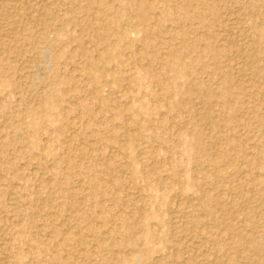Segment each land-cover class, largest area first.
Returning a JSON list of instances; mask_svg holds the SVG:
<instances>
[{"label": "rangeland", "instance_id": "374dc122", "mask_svg": "<svg viewBox=\"0 0 264 264\" xmlns=\"http://www.w3.org/2000/svg\"><path fill=\"white\" fill-rule=\"evenodd\" d=\"M25 1L0 0V24L3 26H1L0 32H4L6 27L5 19L20 17L21 20L23 18L22 21L26 22L29 36L34 35V37L31 36L32 38L27 36V42L19 43L13 42L6 36L0 37L2 72L11 74L10 76L18 82L16 87H10L2 82L4 75H0V103L7 106L5 112L0 113V255L2 253L1 258L3 257V259L0 258V264L5 262L7 264H123L121 262L124 264H264V203H262L264 197L257 193L259 188H264V184L262 183V186L259 181L264 177V170L258 168L259 153H264L262 152L264 151V140L260 139L259 142V138H264L261 136L262 130L264 131V127L262 128L264 115L259 114L262 111L264 114V109L262 110L264 103L255 102L256 98H251L254 95L259 97L258 95L262 91L264 93V85L260 87L257 78L245 74L243 71L244 54H242L247 52L252 44L251 34L253 35V33L250 30L252 23L247 20L250 13L258 15L261 13L258 22L264 21L262 0L255 4L246 0L245 2L237 0L238 3L235 0L237 4L234 0L232 2L219 0L220 6H217L215 14H219L220 18L213 14L214 12H210V8L206 10L207 8L204 6L202 11L205 12H202V17L194 15L192 16L194 18L190 17L189 22L186 21L187 23L180 16L185 18L191 16L187 11H196L195 6L184 8L183 12L178 8V3L172 4V6L159 3L157 6L160 7L159 9L174 6L173 9L170 8L171 13L174 12L172 16L175 15L174 19L181 22L180 28L185 30L188 40L196 39L195 41L200 43L195 51L193 49L191 54L188 53L187 57L185 53H177L169 71L165 68L161 58H169L173 54L169 47L170 36L180 29L178 24L163 21L162 24L166 25H162L161 28L166 29V32L153 34L155 31H150L149 28L157 16L155 13L151 14L144 23L139 21V24L138 20H135L133 26H127L126 21L116 20L111 26L113 30L110 29L100 35L101 32L97 31L100 26L107 24L106 13L100 12L103 10L102 5L105 4L108 7L113 4L119 9L123 6V9L128 11L129 7L133 11H140L138 9L141 5L138 4L140 3L138 0H132L126 4L125 2L117 3L116 0H95V7L90 10L91 17L76 12V8L82 5L79 0H54L55 4L51 3L53 0H27L26 3ZM147 1L155 0H146L145 2ZM212 1H207V5ZM240 3H243L242 6ZM41 5L43 6L41 7ZM250 5H254V8ZM10 6L12 7L10 8ZM46 6L48 7L45 8ZM246 6L252 10L247 8L248 11H245ZM14 7L17 9L15 10ZM238 8H242L240 9L242 12ZM25 10L27 11L25 12ZM35 12L36 14L39 12L40 15L44 14L42 15L44 18H42L43 25L35 26L34 29L31 22L32 14ZM206 12L208 13L206 14ZM246 12L249 15L245 14ZM185 13L186 15H184ZM241 13L244 14L243 18L245 17V19L241 17ZM28 14L31 16L29 17ZM238 14L240 18H238ZM204 17H207L208 21ZM28 18L30 19L28 20ZM70 18L72 19L70 20ZM96 19L98 21H95ZM216 20L218 21L216 22ZM202 22L205 25L207 23L211 25L210 32L205 29ZM225 22L226 29L223 26ZM241 25L244 26V29ZM126 27L129 30L127 38L123 41H115V44L112 45L113 33L126 30ZM193 29L201 30L199 31L201 33H197ZM241 30L243 34L240 32ZM245 30L247 31L245 33L249 35L244 34ZM213 31L216 33L214 34ZM222 35L225 37L218 39L217 42V37L220 38ZM210 38L211 40H209ZM37 39L38 42L35 41ZM45 39L52 46V50L48 53L43 51ZM244 40L245 43H242ZM245 44L246 46H244ZM262 44H264V40L261 45L253 43L255 47L260 45L259 48L263 49L264 45ZM200 46L201 48H199ZM207 46L209 48L204 50ZM22 52L23 54H21ZM217 54L218 57L215 56ZM42 56L43 58H41ZM262 56L264 58V54ZM30 57L38 65H41L40 71L34 72L32 69L30 74L34 73L40 77L47 76V78L44 81L39 80L32 87L34 89L27 93L26 86L24 87L19 81L24 78L26 73V63L24 62ZM190 61L191 64L187 66L186 62L190 63ZM263 62L264 59L259 63L262 67H264ZM194 63H197L195 68ZM89 64L93 65L92 68L89 67L91 66ZM147 69L154 70V76L146 77L144 70ZM217 72L218 74H216ZM177 75H181V79L176 80L172 87L164 88L168 80L171 77L176 78ZM230 75L231 77H229ZM62 78L68 79V82L60 84L59 81ZM252 79H254L253 82ZM254 82L259 84L257 83L256 86ZM228 86H230L229 89ZM261 88L263 89L260 91ZM211 90L215 91L214 94ZM193 91H204L213 95L207 97L212 104L209 102L208 107L204 106L200 101L198 102L195 96L188 95L187 92L194 93ZM42 98L48 99L46 103L49 108L44 106L50 110L49 115L39 118L38 121H33L31 117H26L23 121L13 117L14 112H24L28 106L42 108L43 105L40 103ZM259 103L263 104L262 108L259 107L260 105L258 106ZM125 104L130 106V110L122 114L119 113L117 111L119 105ZM227 106L231 107L228 109L230 112L233 111V114L226 110ZM224 107H226L225 111ZM244 108H247L248 111ZM251 109L256 110V113L250 111ZM258 109L261 111L259 112ZM254 113L257 114V117ZM259 115L263 119H259ZM205 116H217L218 126L224 129L221 130L218 127L211 130L213 133L209 132L208 128L204 127ZM165 118L168 120L169 127L166 130H155L156 127H159L158 124L161 120ZM246 122L249 123L251 129L245 128ZM239 123H242V126ZM251 124L255 125L251 126ZM19 128H22L27 136L26 140L21 138ZM211 135H215L218 144L211 143ZM251 135H253L252 138ZM257 140L259 144L262 141L263 145L254 144ZM235 141L238 143L235 144ZM249 141L251 142L249 143ZM229 142L233 144H229ZM31 145L34 146V149H30ZM254 145L263 149H258ZM224 148H228L227 151L231 150V152L229 151L231 154L228 153V160L216 162L215 158L217 159L218 154ZM243 156H248L247 161H251H245L246 158L244 159ZM210 157L217 164L209 165L212 161H210ZM239 157L243 158L245 163ZM236 158L241 162V166ZM228 161L233 162V165L236 164L237 169L234 168L235 166L227 168ZM253 161L255 162L253 163ZM222 162H225L224 166ZM218 163L220 164L218 165ZM251 166L258 169V172ZM225 171L229 174L224 173ZM255 173H258L257 177ZM226 174L228 175L226 176ZM241 178L244 180L242 181ZM200 180L205 184H202ZM243 184L246 187L242 186ZM92 186L96 189V194L93 195L91 193ZM230 186H233L232 190ZM241 186L244 188L242 189ZM248 193L250 196L248 197H252L251 199L254 200L253 203L249 201L251 199L247 198ZM220 199H223V202ZM205 201L212 203L209 204L213 205V209L215 207L214 215L216 216L211 215L209 209L201 206ZM255 206L258 208L255 209ZM243 207L247 209L246 212ZM259 207L262 208L261 211ZM222 212H226V214ZM233 218L237 223L232 221ZM210 220L213 222L212 224ZM216 220L227 223L231 220L233 229H236L234 231L231 230L232 228L227 229L226 222L216 226ZM247 220L252 221L251 225L246 223ZM59 229L67 231L60 233ZM204 231H207L209 235ZM220 235L225 241L220 238ZM210 237L211 239H209ZM245 241L246 244L243 243ZM233 244L236 245L233 246ZM222 245L223 248H221Z\"/></svg>", "mask_w": 264, "mask_h": 264}, {"label": "bare ground", "instance_id": "6f19581e", "mask_svg": "<svg viewBox=\"0 0 264 264\" xmlns=\"http://www.w3.org/2000/svg\"><path fill=\"white\" fill-rule=\"evenodd\" d=\"M4 1V0H3ZM17 1H19V0H17ZM27 1V0H26ZM26 1H25V3H26ZM50 1H52V0H50ZM64 1V0H63ZM140 3H138V4H140L141 6L139 7V9L138 10H140V11H133V10H131L132 8H130L129 7V11L128 10H126V9H123V6H122V8L121 9H119V7H116V6H114L113 4V6L112 5H110V6H108L107 7V5H102V9L103 10H101L100 12H102V13H104L105 15H106V17H107V24L106 25H102V26H100V28L97 30V31H99V32H101V33H99V35L100 34H102V33H104V32H106V31H108V30H113V28H111V26L114 24V22L116 21V20H122V22H123V20L124 21H126V25L127 26H129V25H131V26H133L132 24H135V20H138V23H139V21L140 22H142V23H144L145 21H147V19L150 17V15L151 14H155L156 13V17H155V19H154V23L153 22H150V23H153V25L152 26H150V28L149 29H151L150 31H155V32H153V34H155V33H165L166 32V29H162L161 27H162V25L164 26V25H166V24H162V22L163 21H170L171 23H173V24H181V22H179L177 19H174V17H175V15H174V17L172 16V14L174 13H171V10H170V8H174V6L173 7H170V6H167V7H165V8H162V9H159L160 7H157L158 6V4L160 3V4H164V5H170L171 4V6H172V4H177L178 3V5H179V9H184V8H193L194 6H195V10L196 11H194V12H190L189 10L187 11V13L188 14H190L191 16H189V17H182V16H180L181 17V19H183V21L184 22H186V21H188L189 19H190V17H192V16H194V15H197L198 17L200 16V17H202L201 15H203L202 14V8L204 7V6H206V10H209V8L211 9L210 10V12H214L213 14H215L216 13V8H217V6H220V1L219 0H213L210 4L208 3V5H207V1L209 2L210 0H155V1H152V2H150V1H147V2H145L146 0H138ZM224 1V0H223ZM228 2H232V0H227ZM237 1V0H236ZM236 1L234 0V2L236 3ZM240 1H242V0H240ZM246 1H248V2H250V3H257V2H260L261 0H246ZM31 2V1H30ZM33 2H35V1H33ZM41 2V1H40ZM39 2V3H40ZM46 2V1H45ZM55 1L53 0L51 3H54ZM79 2L82 4V5H80L78 8H76V12L77 13H83V15H88L89 17H91L92 15H91V12H90V10L92 9V8H94L95 7V0H79ZM115 2H117V3H119V2H125V4H126V2H132V0H116ZM226 2V1H225ZM233 2V3H234ZM244 2H245V0H244ZM262 2H263V4H264V0H262ZM1 3V2H0ZM28 3V2H27ZM44 3V2H43ZM218 3H219V5H218ZM237 3H238V1H237ZM236 3V4H237ZM9 4V3H8ZM12 4H14V3H12ZM18 4V3H17ZM29 4V3H28ZM33 4V3H32ZM32 4H31V6H32ZM35 4V3H34ZM55 4V3H54ZM212 4V5H211ZM222 4H223V2H222ZM241 4V6H242V4L243 3H240ZM246 4V3H245ZM3 5V4H2ZM7 5V4H6ZM10 5V4H9ZM18 5H20V4H18ZM26 5V4H25ZM30 5V4H29ZM46 5H48V4H46ZM129 5V4H128ZM127 5V6H128ZM136 5V4H135ZM134 5V6H135ZM224 5V4H223ZM231 5V4H230ZM233 5V4H232ZM247 5H249V4H247ZM14 6V5H13ZM23 6V5H22ZM38 6H40V5H38ZM43 5H41V7H42ZM52 6V5H51ZM59 6H60V4H59ZM66 6V5H65ZM78 6V5H77ZM133 6V5H132ZM131 6V7H132ZM228 6V5H227ZM234 6V5H233ZM252 5H250V7H251ZM254 6V5H253ZM252 6V8H254ZM256 6V5H255ZM12 6H10V8H11ZM15 7H16V5H15ZM15 7H14V9H15ZM48 6H46L45 8H47ZM50 7V6H49ZM76 7V6H75ZM137 7V6H136ZM225 7V6H224ZM237 7V6H236ZM244 8H245V6H243ZM242 7V8H243ZM9 8V7H8ZM30 8V7H29ZM28 8V9H29ZM221 8V7H220ZM227 8H230V7H227ZM226 8V9H227ZM242 8H240V9H242ZM247 8H249V7H247L246 6V9H245V11H248L247 10ZM17 9V8H16ZM15 9V10H16ZM27 9V8H26ZM32 9V8H31ZM39 9H41V8H39ZM96 9V8H95ZM134 9H136V8H134ZM178 9V10H179ZM225 9V11L227 12V10ZM232 9V8H231ZM239 9V8H238ZM238 9H236V10H238ZM239 9V11H241L242 12V10H240ZM250 9V8H249ZM259 9H261V8H259ZM14 10V11H15ZM51 10V9H50ZM58 10H59V8H58ZM61 10V9H60ZM131 10V11H130ZM177 10V11H178ZM218 10H219V8H218ZM230 10V9H229ZM228 10V11H229ZM233 11H234V9H232ZM252 9H250V11H251ZM254 10V9H253ZM255 10H256V12H257V9L255 8ZM262 10V9H261ZM1 11H3V10H1ZM20 11H24V10H20ZM27 10H25V12H26ZM35 11V10H34ZM69 11H70V9H69ZM93 11V10H92ZM128 11V12H127ZM132 11H133V13H132ZM173 11V10H172ZM183 12H184V10H182ZM220 11H221V9H220ZM231 11V10H230ZM238 11V12H239ZM244 11V10H243ZM259 11V10H258ZM4 12V11H3ZM2 12V13H3ZM28 12H30V10H28ZM158 12V13H157ZM205 12V11H204ZM203 12V13H204ZM232 12V11H231ZM238 12H236V13H238ZM22 13H24V12H22ZM22 13H20V15H22ZM33 13V12H32ZM39 13V12H38ZM36 14V12H35V14H32V22L31 23H33L32 24V27L34 28L35 26H41V25H43V23H42V18H44V16H42V15H44V14H42V15H40V14ZM44 13H45V11H44ZM51 13H52V10H51ZM208 12H206V14H207ZM211 13V14H212ZM220 13V12H219ZM225 13V12H224ZM240 13V12H239ZM250 13V12H249ZM263 13H264V10H263ZM4 14V13H3ZM12 14H14V13H12ZM16 14H18V13H16ZM30 14V13H29ZM28 14V15H29ZM205 14V15H206ZM228 14V13H227ZM231 14V13H230ZM242 14V18H243V13H241ZM245 14H248L247 12L245 13ZM251 15H250V17H248L249 19H247V20H250L251 22L250 23H252L251 24V29L250 30H252V33H253V35L251 34V36H252V44L250 45V49L247 51V52H243L242 54H244V56H243V58H244V61H243V63H245V64H243L244 65V69H243V71L245 72V74H247V75H249V76H251V77H253V78H257V81L258 82H260V84H259V86L260 87H263L262 85H264V67H262L261 65H259V63L260 62H262L263 61V59L264 58H262L263 56H262V54H264V48L263 49H261V47L259 48V46L261 45V43L263 42V40H264V24H262L264 21L262 20V23H259L258 21L260 20V18L258 19V17H260V15H261V13H260V15H258V14H256V13H253V12H251L250 13ZM8 15V14H7ZM11 15V14H10ZM28 15H25V16H27L28 17ZM184 15H186V13L184 14ZM210 15V14H209ZM215 15H217V14H215ZM223 16H224V14H222ZM229 15V14H228ZM232 15V14H231ZM234 15V14H233ZM249 15V14H248ZM1 16V15H0ZM31 15H29V17H30ZM74 16V15H73ZM155 16V15H154ZM212 17H213V15H211ZM219 16V14L217 15V17ZM23 17V16H22ZM51 17V16H50ZM49 17V18H50ZM54 17V16H53ZM199 17V18H200ZM246 17V18H247ZM2 18V17H1ZM4 18V17H3ZM2 18V19H3ZM78 18V17H77ZM86 18H88V17H86ZM192 18H194V17H192ZM191 18V19H192ZM207 18V17H206ZM205 17H204V19L205 20H207ZM218 18H220V17H218ZM228 18V17H227ZM238 18H240L239 17V14H238ZM261 18H263V17H261ZM30 18H28V20H29ZM72 18H70V20H71ZM185 19V20H184ZM198 19V18H197ZM234 19V18H233ZM243 19H245V17L243 18ZM6 20V27H5V29H4V32L2 31V32H0V37L1 38H3V37H9V38H11V40L13 41V42H16V43H19V42H23V41H25V42H27L28 41V37L30 38L31 36L32 37H34V35H30L29 36V34L27 33L28 32V28L26 27V25H25V23L26 22H24V21H22L23 20V18H22V20L20 19V17L18 18H9V19H5ZM24 20H26V19H24ZM52 20V19H51ZM69 20V19H68ZM214 20H215V18H214ZM219 20V19H218ZM218 20H216V22L218 21ZM221 20V19H220ZM228 20V19H227ZM235 20H237V19H235ZM242 20V19H241ZM1 21V20H0ZM47 21V20H46ZM53 21V20H52ZM64 21H66L65 19H64ZM95 21H98V19H96ZM151 21V20H150ZM190 21V20H189ZM188 21V22H189ZM192 21V20H191ZM196 21H199V20H196ZM204 21V20H203ZM208 21V20H207ZM222 21V20H221ZM226 21V20H225ZM233 21V20H232ZM240 21V20H239ZM238 21V22H239ZM58 22V21H57ZM93 22V21H92ZM121 22V23H122ZM149 22V21H148ZM223 22H224V20H223ZM222 22V23H223ZM229 22V21H228ZM231 22V21H230ZM234 22V21H233ZM237 22V23H238ZM245 22V21H244ZM243 22V23H244ZM2 23V22H1ZM66 23H67V21H66ZM187 23V22H186ZM192 23V22H191ZM200 23V22H199ZM203 23V22H202ZM240 23V22H239ZM238 23V24H239ZM56 24V23H55ZM63 24V23H62ZM140 24V23H139ZM168 24H169V22H168ZM194 24V23H193ZM197 24V23H196ZM195 24V25H196ZM201 24V23H200ZM204 24V23H203ZM225 24V25H224ZM223 24V26L225 27V29L227 28L226 27V22ZM229 24H231V23H229ZM242 24V23H241ZM247 24V23H246ZM54 25V24H53ZM56 25H58V26H60L59 24H56ZM56 25H54V26H56ZM150 25V24H149ZM185 25V24H184ZM188 25V24H187ZM199 25V24H198ZM197 25V26H198ZM205 25V24H204ZM222 25V24H221ZM1 24H0V28H1ZM85 26V25H84ZM136 26H138V25H136ZM177 26V25H176ZM183 26V25H182ZM213 26H214V24H213ZM227 26H229V25H227ZM237 26V25H236ZM242 26V25H241ZM247 26V25H246ZM3 27V26H2ZM57 27V26H56ZM62 27V26H61ZM115 27V26H114ZM145 27V26H144ZM168 27V26H167ZM175 27V26H174ZM196 27V26H195ZM194 27V28H195ZM205 29L206 30H208L209 32H210V29L212 28L211 27V25L210 24H206L205 25ZM219 27V26H218ZM222 27V26H221ZM232 27V26H231ZM235 27V26H234ZM237 27H239V26H237ZM243 27V29H244V26H242ZM128 27H126V30H123V31H117L115 34L113 33V41L111 42V44L112 45H114L115 44V41H123V40H125L126 38H127V35H128V33H129V30L127 29ZM166 28V27H165ZM169 28V27H168ZM179 28H180V25H179ZM199 28V27H198ZM202 28H203V26H202ZM229 28V27H228ZM246 28V27H245ZM35 29V28H34ZM42 29V28H41ZM40 29V30H41ZM54 29V28H53ZM52 29V30H53ZM58 29V28H57ZM173 29V28H172ZM178 29V28H177ZM176 29V30H177ZM199 29H201V28H199ZM215 29H216V27H215ZM219 29V28H218ZM238 30L237 31H239V28H237ZM242 29V30H243ZM247 30V31H250V30ZM2 30H3V28H2ZM65 30V29H64ZM194 30V29H193ZM198 30V29H197ZM203 30V29H202ZM205 30V31H206ZM228 30V29H227ZM231 30V29H230ZM242 30L240 31V32H242ZM244 31V34H246L245 32H247V31ZM54 31V30H53ZM59 31V30H58ZM103 31V32H102ZM136 31V30H135ZM168 31V30H167ZM172 31V30H171ZM174 31H175V29H174ZM194 31H196V30H194ZM199 31H201V30H198V31H196L197 33L199 32ZM216 31V30H215ZM221 31V30H220ZM222 31H224L223 30V28H222ZM233 31H234V29H233ZM31 32V31H30ZM29 32V33H30ZM51 32V31H50ZM214 32V31H213ZM27 33V35H25ZM36 33V32H35ZM34 33V34H35ZM40 33H42V31H40ZM175 33V32H174ZM199 33H201V32H199ZM203 33V32H202ZM205 33V32H204ZM203 33V34H204ZM216 32H214V34H215ZM235 33V32H234ZM237 33H239V32H237ZM251 33V32H250ZM31 34V33H30ZM37 34H39V33H37ZM110 34V33H109ZM222 34H223V32H222ZM225 34V33H224ZM227 34V33H226ZM225 34V35H226ZM236 34V33H235ZM242 34H243V32H242ZM192 35V34H191ZM211 35V34H210ZM231 35V34H230ZM246 35H249V34H246ZM28 36V37H27ZM39 36V35H38ZM56 36V35H55ZM104 36V35H103ZM206 36V35H205ZM224 35H222V36H220V38H218L217 37V42H218V39H221L222 37H223ZM232 36V35H231ZM230 36V37H231ZM233 36H235L234 34H233ZM243 36V35H242ZM241 36V37H242ZM31 37V38H32ZM73 37H75V36H73ZM73 37H70L71 39L73 38ZM109 37V36H108ZM159 37V36H158ZM164 37V36H163ZM166 37V36H165ZM208 37V36H207ZM216 37V36H215ZM225 37V36H224ZM229 37V39L230 40H232L231 38ZM240 37V38H241ZM246 37V36H245ZM8 38V39H9ZM57 38V37H56ZM209 38V37H208ZM226 38H228V37H226ZM225 38V39H226ZM239 38V39H240ZM248 38V37H247ZM47 39V38H46ZM45 39V46L43 47L44 49H43V51H44V53H48V52H50L51 50H52V46H50L48 43H47V40ZM54 39V38H53ZM62 39V38H61ZM95 39V38H94ZM158 39V38H157ZM160 39H162V38H160ZM166 40H167V38H165ZM243 39V38H242ZM34 40V39H33ZM56 40V39H55ZM170 40H171V44H170V49H171V51H173V54H171V52H170V57L169 58H167V57H163V58H161L163 61H164V66H165V68L169 71V68H170V66H171V64L173 63V61H174V58H175V56L177 55V53H185V56L187 57L189 54H191V51H193V49H194V51L196 50V48H198V45L200 44V43H197L194 39V41H189L188 40V38H187V34H186V32H185V30L183 29V28H180V29H178V31L175 33V34H173V35H171L170 36ZM177 40H179V43H177ZM201 40H202V38H201ZM209 40H211V38L209 39ZM223 40V39H222ZM30 41V40H29ZM35 41H37L38 42V39L37 40H35ZM58 41H60V40H58ZM154 41V40H153ZM197 41H199V39L197 38ZM205 41H207V40H205ZM24 42V43H25ZM33 42V41H32ZM147 42V41H146ZM155 42V41H154ZM158 42V41H157ZM166 42V41H165ZM203 42V41H202ZM216 42V41H215ZM221 42V41H220ZM219 42V43H220ZM261 42V43H260ZM28 43H30V42H28ZM58 43V42H57ZM119 43V42H118ZM207 43V42H206ZM238 43V42H237ZM242 43H245V40H244V42H242ZM251 43V42H250ZM253 43L255 44V45H257V44H260L259 46H254L253 45ZM23 44V43H22ZM33 44V43H32ZM42 44H43V42H42ZM204 44V43H203ZM208 44H210V43H208ZM218 44V43H217ZM239 44V43H238ZM248 44H249V42H248ZM9 45V44H8ZM26 45V44H25ZM29 45V44H28ZM31 45V44H30ZM33 45H36V44H33ZM33 45H31V46H33ZM54 45V44H53ZM58 45H60V44H58ZM220 45H222V44H220ZM262 45H264V44H262ZM23 46V45H22ZM206 46V45H205ZM211 46V45H210ZM218 46V45H217ZM244 46H246V44L244 45ZM249 46V45H248ZM1 47V46H0ZM38 47H40L41 48V46H38ZM159 47V46H158ZM221 47H223V45L221 46ZM241 47V46H240ZM13 48V47H12ZM30 48V47H29ZM37 48V47H36ZM54 48H58V47H54ZM102 48H104V47H102ZM101 48V49H102ZM110 48V47H109ZM199 48H201V46L199 47ZM209 47L207 46L206 48H204V50H207ZM211 48V47H210ZM214 48H215V46H214ZM4 49V48H3ZM33 49H34V47H33ZM59 49H60V46H59ZM76 49H77V47H76ZM24 50V49H23ZM58 50V49H57ZM110 50H111V48H110ZM199 50V49H198ZM213 50V49H212ZM223 50V49H222ZM226 50V49H225ZM239 50H241L240 48H239ZM0 51H1V49H0ZM42 51V50H41ZM40 51V52H41ZM90 51V50H89ZM138 51V50H137ZM237 51V50H236ZM4 52V51H3ZM7 52V51H6ZM5 52V53H6ZM27 52V51H26ZM227 52V51H226ZM242 52V51H241ZM35 53H37V52H35ZM43 53V54H44ZM53 53V52H52ZM146 53V52H145ZM150 53V52H149ZM168 53V52H167ZM189 53V54H188ZM204 53V52H203ZM210 52H209V50H208V54H209ZM212 53V52H211ZM216 53V52H215ZM217 53H219V52H217ZM3 54V53H2ZM21 54H23V52L21 53ZM20 54V55H21ZM28 54H30L29 53V51H28ZM27 54V55H28ZM74 54V53H73ZM206 54V53H205ZM235 54V53H234ZM241 54V55H242ZM6 55V54H5ZM18 55V54H17ZM127 55V54H126ZM146 55H147V53H146ZM154 55V54H153ZM166 55V54H165ZM183 55V54H182ZM212 55V54H211ZM220 55V54H219ZM236 55V54H235ZM238 55H240V54H238ZM32 56V55H31ZM38 56V55H37ZM43 56H45V55H43ZM43 56L41 57V58H43ZM112 56V55H111ZM215 56H217L218 57V54L217 55H215ZM11 57H12V55H11ZM39 57V56H38ZM58 57H60V56H58ZM143 57V56H142ZM146 57V56H145ZM186 57H185V59H186ZM204 57V56H203ZM202 57V58H203ZM237 57V56H236ZM1 58V57H0ZM40 58V59H41ZM46 58V57H45ZM51 58V57H50ZM151 58V57H150ZM240 58V57H239ZM26 59V58H25ZM39 59V58H38ZM47 59V58H46ZM54 59V58H53ZM104 59V58H103ZM142 59H144V58H142ZM192 59V58H191ZM190 59V60H191ZM215 59V58H214ZM218 59V58H217ZM220 59V58H219ZM5 60V59H4ZM16 60V59H15ZM94 60H95V58H94ZM182 60V59H181ZM187 60V59H186ZM212 60H213V58H212ZM222 60V59H221ZM9 61H12L11 59H9ZM57 61V60H56ZM96 61V60H95ZM144 61V60H143ZM149 61V60H148ZM183 61V60H182ZM198 61V60H197ZM14 62V61H13ZM147 62V61H146ZM201 62V61H200ZM218 62V61H217ZM2 63V62H1ZM0 63V75H4L3 76V83H6L8 86H10V87H16L17 85H18V82L12 77V76H10L11 74H8V73H6V72H2V64ZM23 63V62H22ZM21 63V64H22ZM24 63H26L25 64V68H26V73H25V75H24V78H22V80H20L19 82H21V84L25 87L26 86V89H27V93H30L31 92V90L32 89H34V88H32L33 86H35L36 85V83L39 81V80H45L46 78H47V76H44V77H40V76H38L37 74H34V73H31L30 74V72L31 71H33L32 69H34V72L36 71V70H38V71H40V67H41V65H38L37 64V62H35L33 59H31V57H30V59L29 60H26V62H24ZM23 63V64H24ZM59 63V62H58ZM57 63V64H58ZM138 63V62H137ZM148 63V62H147ZM153 64H154V62H152ZM207 63V62H206ZM214 63H216V62H214ZM219 63V62H218ZM264 63V62H263ZM14 64V63H13ZM54 64H56V63H54ZM149 64V63H148ZM186 64H187V66H189L190 64H191V61H190V63H187L186 62ZM195 64V63H194ZM197 64V63H196ZM196 64L194 65V68H195V66H196ZM220 64H221V62H220ZM238 64H239V62H238ZM237 64V65H238ZM240 64H241V62H240ZM45 65V64H44ZM89 65H91V66H89L90 68H92V64H89ZM173 65V64H172ZM213 65V64H212ZM237 65H234V66H237ZM198 66V65H197ZM204 66H205V64H204ZM233 66V67H234ZM182 67V66H181ZM239 67H242V66H239ZM15 68V67H14ZM104 68V67H103ZM110 68V67H109ZM221 68V67H220ZM227 68V67H226ZM45 69V68H44ZM47 69V68H46ZM45 69V70H46ZM107 69V68H106ZM193 69V68H192ZM205 69V68H204ZM211 69V68H210ZM219 69V68H218ZM227 69H229V68H227ZM235 69H237V68H235ZM71 70V69H70ZM74 70V69H73ZM189 70V69H188ZM207 70V69H206ZM212 70V69H211ZM217 70V69H216ZM232 70V69H231ZM241 70V69H240ZM239 70V71H240ZM15 71V70H14ZM153 71L154 70H150V69H147V70H144V73H145V76L146 77H148V76H154V74H153ZM164 71V70H163ZM171 71V70H170ZM184 71V70H183ZM208 71V70H207ZM222 72H223V70H221ZM228 71V70H227ZM226 71V72H227ZM230 71V70H229ZM233 71H234V69H233ZM238 71V72H239ZM8 72V71H7ZM16 72V71H15ZM24 72V71H23ZM171 72H173V71H171ZM236 72V71H235ZM71 73V72H70ZM167 73V72H166ZM191 73V72H190ZM229 73V72H228ZM228 73H227V76H228ZM243 73V72H242ZM160 74V73H159ZM164 74V73H163ZM185 74V73H184ZM186 74H188V73H186ZM216 74H218V72L216 73ZM226 74V73H225ZM240 74V73H239ZM167 75V74H166ZM171 76L173 75V74H170ZM213 75V74H212ZM232 75V74H231ZM231 75L229 76V77H231ZM246 75V76H247ZM156 76V75H155ZM165 76V75H164ZM233 76V75H232ZM242 76H243V74H242ZM245 76V75H244ZM94 77V76H93ZM131 77V76H130ZM130 77H128V78H130ZM158 77V76H157ZM181 77V75H177V77L175 78V77H171V79L170 80H168V83L164 86V88H166V87H172V85L173 84H175V82H176V80H178L179 78ZM225 77H226V75H225ZM229 77H228V79H229ZM223 78V77H222ZM76 79V78H75ZM93 79V78H92ZM115 79V78H114ZM157 79V78H156ZM159 79H161V78H159ZM158 79V80H159ZM181 79V78H180ZM227 79V78H226ZM249 79H251V78H249ZM97 80V79H96ZM225 80V79H224ZM227 81H229V80H227ZM238 81V80H237ZM254 81V79H252V82ZM60 84H62L63 82H65V83H67L68 82V79H66V78H62V79H60ZM249 82H251V81H249ZM252 82H251V84H252ZM263 82V83H262ZM1 83V82H0ZM160 83H161V81H160ZM224 83V82H223ZM230 83V82H229ZM235 83V82H234ZM241 83V82H240ZM254 83H256V82H254ZM256 83V86L258 85ZM96 84V83H95ZM197 84V83H196ZM200 84V83H199ZM235 84H237V83H235ZM234 84V86H236ZM64 85V84H63ZM225 85V84H224ZM232 85V84H231ZM239 85V84H238ZM135 86H136V84H135ZM226 86V85H225ZM54 87V86H53ZM227 87V86H226ZM225 87V88H226ZM229 87L230 86H228V89H229ZM238 87V86H237ZM12 88V89H13ZM207 88V87H206ZM206 88H205V90H206ZM232 88V87H231ZM264 88V87H263ZM263 88H261L260 89V91L263 89ZM11 89V90H12ZM227 89V90H228ZM10 90V91H11ZM99 90V89H98ZM227 90H225V92H227L228 93V91ZM56 91V90H55ZM201 91V90H200ZM212 91V90H211ZM230 91H232L231 89H230ZM13 92V91H12ZM11 92V93H12ZM19 92V91H18ZM180 92H181V90H180ZM186 92V91H185ZM194 92V91H193ZM213 92V91H212ZM215 92V91H214ZM214 92H213V94H214ZM224 92V93H225ZM188 93V95H193V96H195V98L196 99H198V102L200 101V103H202L204 106H207L208 107V105H209V102H210V100H208L209 98H207V97H209V96H213V95H211V94H209L208 92L207 93H205L204 91L203 92H194V93H192V92H187ZM163 94H165V93H163ZM231 94V93H230ZM256 94V93H255ZM260 95H258L259 97H257V95L255 96L254 95V97L252 96L251 97V95H250V97L251 98H256V100H254L255 102H260V103H264V93H263V91H262V93H259ZM240 95V94H239ZM28 96H30V95H28ZM215 96V95H214ZM47 98H49V97H47ZM27 99V98H26ZM109 99V98H108ZM129 99V98H128ZM248 100V99H247ZM29 101V100H28ZM46 101H48V99L46 100V99H44V98H42V102H40L41 103V105H43L42 106V108L40 107V108H32V107H27L26 108V110L24 111V112H14V115H13V117L14 118H16V119H18V120H20V121H23V119L24 118H26V117H31V119L33 120V121H38V119L39 118H42V117H45V116H47V115H49L50 114V110L48 109L49 107L47 106V103H46ZM94 101H97V100H94ZM106 101H108V100H106ZM212 101V100H211ZM6 102V101H5ZM115 102V101H114ZM119 102V101H118ZM247 102V101H246ZM248 102H249V100H248ZM253 102V101H252ZM30 103V102H29ZM199 103V104H200ZM211 103V102H210ZM238 103H239V101H238ZM258 104V106L259 107H261L262 108V106L261 105H263V104ZM96 104V103H95ZM115 104V103H114ZM196 104H197V102H196ZM212 104V103H211ZM242 104V103H241ZM254 104H257V103H254ZM253 104V105H254ZM38 105V104H37ZM44 105H46V106H44ZM202 106V105H201ZM203 106V107H204ZM221 106V105H220ZM226 106V105H225ZM255 106V105H254ZM180 107V106H179ZM228 107L229 106H227V109L226 110H228L229 111V109H228ZM257 107V106H256ZM6 108H7V106L5 105V104H3V105H1V103H0V113L2 114V113H4L5 112V110H6ZM157 108V107H156ZM167 108V107H166ZM225 108L226 107H224V111H225ZM230 109H231V107H229ZM232 108H234V107H232ZM258 108V107H257ZM256 108V109H257ZM205 109H207V108H205ZM244 109H246L247 111H248V109L247 108H244ZM250 109V108H249ZM264 109V106H263V108H262V110ZM127 110H130V106L128 105V104H125V105H119V108L117 109V111L119 112V113H124V112H126ZM179 110V109H178ZM241 111H242V108L240 109ZM259 110V109H258ZM8 111V110H7ZM158 111H159V109H158ZM176 111V110H175ZM209 111V110H208ZM207 111V112H208ZM223 111V112H224ZM250 111H253L252 109L250 110ZM256 110H254L253 112H255ZM261 111V109L259 110V112ZM115 112V111H114ZM157 112V111H156ZM207 112H205V113H207ZM227 112V111H226ZM230 112V111H229ZM232 112V114H233V111H231ZM230 112V113H231ZM258 111H257V113H259ZM263 112V111H262ZM262 112H260L259 114H261L262 116L264 115ZM234 113H235V111H234ZM248 113V112H247ZM246 113V114H247ZM249 113H251L252 114V112H249ZM256 113V112H255ZM254 113V114H255ZM131 114V113H130ZM219 114V113H218ZM217 114V115H218ZM53 115V114H52ZM214 115H216V114H214ZM227 115V114H226ZM228 115H231V114H228ZM257 114H255V116H256ZM161 116V115H160ZM52 117V116H51ZM61 117V116H60ZM206 117V119L203 121L204 122V127H207L208 129L207 130H209V132L211 131V130H215V128H220V126H218V117L217 116H205ZM257 117V116H256ZM259 117H260V115H259ZM13 118V119H14ZM163 118V117H162ZM220 118V117H219ZM254 118V117H253ZM262 117H260L259 119H261ZM264 118V117H263ZM262 118V119H263ZM72 119V118H71ZM133 119V118H132ZM167 118H165V119H163V120H161V122L158 124L159 125V127H156L155 128V130L156 129H161V130H166L167 129V127H169V124H168V120H166ZM255 120H257L256 118H254ZM258 119V120H259ZM203 120V119H202ZM223 120V119H222ZM221 120V121H222ZM251 120V119H250ZM41 121V120H40ZM245 121H247V120H245ZM245 121H244V123H245ZM136 122V121H135ZM220 122V121H219ZM237 122V121H236ZM248 122V121H247ZM246 122V123H247ZM257 122H259L260 123V121H257ZM264 122V121H263ZM138 123V122H137ZM227 123V122H226ZM224 124V123H223ZM240 124V123H239ZM242 124V123H241ZM240 124V125H241ZM249 123H247V124H245V128H250V125H248ZM76 125V124H75ZM150 125V124H149ZM202 125V124H201ZM221 125H222V123H221ZM252 125H255V124H251V126ZM257 125H260V124H257ZM261 125H262V123H261ZM16 126V125H15ZM226 126V125H225ZM242 126V125H241ZM203 127V128H204ZM228 127V126H227ZM239 127V126H238ZM254 127V126H253ZM258 127H261V126H258ZM264 126H262V128H263ZM24 128V127H23ZM236 128V127H235ZM106 129V128H105ZM221 129V128H220ZM224 128L222 127V129L221 130H223ZM232 129V128H231ZM251 129V128H250ZM253 129V128H252ZM206 130V129H205ZM228 130H229V128H228ZM19 131H20V133H21V138L23 139V140H26L27 139V136H25V134H24V132H23V130H22V128H19ZM109 131V130H108ZM168 131V130H167ZM217 131V130H216ZM215 131V134L218 132H216ZM261 131V130H260ZM141 132V131H140ZM208 132V131H207ZM212 133H213V131H211ZM246 132V131H245ZM262 132L264 133V131L262 130ZM118 133H120L119 131H118ZM184 133V132H183ZM221 133H222V131H221ZM263 133L261 134V132H260V134H261V136H264L263 135ZM18 135H19V133H17ZM194 134V133H193ZM253 134V133H252ZM259 134V135H260ZM220 135V134H219ZM218 135V136H219ZM235 135V134H234ZM246 135V134H245ZM250 135V134H249ZM112 136V135H111ZM116 136V135H115ZM217 136V135H216ZM233 136V135H232ZM125 137V136H124ZM196 137V136H195ZM243 137V136H242ZM246 137V136H245ZM253 137V135H251V138ZM255 137V136H254ZM258 137H260V136H258ZM180 138V137H179ZM237 138V137H236ZM244 138V137H243ZM249 138H250V136H249ZM173 139V138H172ZM210 139H211V143L213 144V145H216V143L218 142V140H217V138L215 137V135L213 136V135H211L210 136ZM221 139V138H220ZM232 139V138H231ZM233 139H235V138H233ZM241 139V138H240ZM245 139V138H244ZM260 139H263L264 140V138H259V142H260ZM179 140H181V139H179ZM237 140V139H236ZM243 140V139H242ZM241 140V141H242ZM252 140V139H251ZM255 140V139H254ZM169 141V140H168ZM239 141V140H238ZM238 141H235L236 143L235 144H237L238 143ZM194 142H196V141H194ZM220 142V141H219ZM234 142V141H233ZM245 142V141H244ZM251 141H249V143H250ZM254 142V141H253ZM252 142V143H253ZM259 142H258V140H257V142H255L254 144H259ZM35 143V142H34ZM241 143V142H240ZM246 143V142H245ZM263 142L261 141V144H262ZM93 144V143H92ZM201 144V143H200ZM218 144V143H217ZM229 144H233L232 142L230 143L229 142ZM234 144V145H235ZM261 144H259V145H261ZM264 144V143H263ZM262 144V145H263ZM166 145V144H165ZM204 145V144H203ZM227 145V144H226ZM234 145H232V147L234 146ZM248 145H250V144H248ZM253 145V144H252ZM192 146V145H191ZM200 146V145H199ZM209 146H211V145H209ZM236 147H237V145H235ZM234 146V147H235ZM245 146V145H244ZM243 146V147H244ZM255 146V145H254ZM264 146V145H263ZM28 147H29V145H28ZM116 147H117V145H116ZM176 147V146H175ZM217 147H218V145H217ZM220 147H222V146H220ZM225 147V146H224ZM229 147H231V146H229ZM231 147V148H232ZM239 147V146H238ZM241 147H242V145H241ZM247 147V146H246ZM245 147V148H246ZM249 147V146H248ZM255 147H257V145L255 146ZM254 147V148H255ZM97 148V147H96ZM180 148V147H179ZM186 148H188V147H186ZM210 148V147H209ZM211 148H212V146H211ZM258 148V147H257ZM30 149H34V146L33 145H31L30 146ZM112 149V148H111ZM218 149V148H217ZM228 149V148H227ZM227 149H221L222 151L218 154V156H217V159L215 158V161L216 162H221V161H227L228 160V153H230L231 152V150L229 149V151H227ZM235 149V148H234ZM248 149V148H247ZM258 149H261L260 147L258 148ZM263 149V148H262ZM261 149V150H262ZM104 150V149H103ZM102 150V151H103ZM182 150V149H181ZM226 150V151H225ZM233 150V149H232ZM246 150V149H245ZM244 150V151H245ZM254 150H256V149H254ZM102 151H100V152H102ZM180 151V150H179ZM206 151H208L207 149H206ZM219 151V150H218ZM235 151V150H234ZM243 151V150H242ZM243 151V152H244ZM259 151V150H258ZM104 152V151H103ZM113 152V151H112ZM117 152V151H116ZM236 152V151H235ZM239 152H241V151H239ZM250 152V151H249ZM248 152V153H249ZM252 152V151H251ZM262 152H264V151H262ZM105 153V152H104ZM124 153V152H123ZM179 153V152H178ZM205 153V152H204ZM217 153V152H216ZM234 153V152H233ZM232 153V154H233ZM106 154V153H105ZM207 154V153H206ZM231 154V153H230ZM235 154V153H234ZM233 154V155H234ZM238 154V153H237ZM102 155V154H101ZM217 155V154H216ZM242 155V154H241ZM94 156V155H93ZM126 156V155H125ZM211 156V155H210ZM251 156V155H250ZM252 156H253V154H252ZM209 157V156H208ZM230 157H231V155H230ZM236 157V156H235ZM248 157V156H247ZM247 157H244L243 156V158L245 159L246 158V160L245 161H247ZM234 158V157H233ZM240 158V157H239ZM243 158H240L241 160L243 159ZM254 158V157H253ZM206 159V158H205ZM237 159V158H236ZM248 159H251V158H248ZM257 159V158H256ZM258 159H260V161H259V164H258V168L261 170H264V153H259V158ZM99 160V159H98ZM135 160V159H134ZM212 160V157H210V161ZM231 160V159H230ZM238 161H239V159H237ZM254 160V159H253ZM210 161H207V162H209L210 163ZM243 161V160H242ZM251 160H249V161H247V162H250ZM256 161V160H255ZM255 161H253V163L255 162ZM205 162V161H204ZM206 162V163H207ZM213 162V160L211 161V163L209 164V165H211L212 164V166H213V164H217V163H212ZM225 162H222L223 163V166L225 165L224 163ZM235 162H237V161H235ZM234 162V163H235ZM244 162V161H243ZM242 162V163H243ZM240 161H239V165H240ZM245 163V162H244ZM198 164V163H197ZM220 163H218V165H219ZM256 164H257V162H256ZM203 165V164H202ZM236 164H234L233 165V162H231V161H228L227 162V168H229L228 166H235ZM238 165V164H237ZM129 166V165H128ZM199 166V165H198ZM203 166H205V165H203ZM212 166H210V167H212ZM222 166V167H223ZM241 166V165H240ZM255 166V165H254ZM206 167V166H205ZM215 167V166H214ZM221 167V166H220ZM232 167V168H233ZM238 167V166H237ZM237 167L235 166L234 168H236L237 169ZM252 167V166H251ZM231 168V169H232ZM233 168V169H234ZM241 168V167H240ZM253 169H255L254 167H252ZM52 169V168H51ZM211 169V168H210ZM219 170H220V168H218ZM230 169V170H231ZM236 169H235V171H236ZM239 169V168H238ZM106 170V169H105ZM201 170V169H200ZM205 170H206V168H205ZM224 170H225V168H224ZM256 170V169H255ZM258 170V169H257ZM256 170V172H258ZM214 171V170H213ZM215 171H216V169H215ZM218 171V170H217ZM240 171H241V169H240ZM197 172V171H196ZM223 172V171H222ZM234 172V171H233ZM232 172V173H233ZM158 173V172H157ZM199 173V172H198ZM202 173V172H201ZM208 173H210V172H208ZM215 173V172H214ZM224 173H228L227 171H225ZM236 173V172H235ZM260 173V172H259ZM216 174V173H215ZM214 174V175H215ZM229 174V173H228ZM228 174H226V176L228 175ZM239 174V173H238ZM237 174V175H238ZM248 174H249V172H248ZM256 174V173H255ZM258 174V173H257ZM257 174H256V177H257ZM263 174H264V172H263ZM220 175V174H219ZM200 176V175H199ZM210 176V175H209ZM208 176V177H209ZM233 176H234V174H233ZM245 176V175H244ZM251 176H252V174H251ZM254 176V175H253ZM207 177V176H206ZM211 177V176H210ZM215 177V176H214ZM222 177V176H221ZM229 177V176H228ZM243 177V176H242ZM213 178V177H212ZM216 178V177H215ZM246 178V177H245ZM259 178V177H258ZM209 179V178H208ZM207 179V180H208ZM211 179V178H210ZM233 179V178H232ZM238 179V178H237ZM242 179V181L244 180L243 178H241ZM259 179H261V177L259 178ZM259 179H257V180H259ZM203 180H205V179H203ZM206 180V181H207ZM212 180V179H211ZM228 180V179H227ZM251 180H253V179H251ZM52 181V180H51ZM201 181V180H200ZM215 181V180H214ZM239 181H241V180H239ZM255 181V180H254ZM254 181H252L253 183H254ZM259 181H261L260 182V184L263 186V184H264V177L261 179V180H259ZM258 181V182H259ZM172 182V181H171ZM202 182V181H201ZM246 182V181H245ZM249 182V181H248ZM205 184V182H202V184ZM213 183V182H212ZM263 183V184H262ZM206 184H207V182H206ZM216 184H218V183H216ZM222 184V183H221ZM238 184V183H237ZM256 184H258V183H256ZM58 185V184H57ZM219 185V184H218ZM170 186V185H169ZM225 186V185H224ZM238 186V185H237ZM242 186H244V184L242 185ZM242 186H241V188H242ZM257 186V185H256ZM59 187H61V186H59ZM231 187V186H230ZM229 187V188H230ZM244 187H246V186H244ZM243 187V188H244ZM250 187V186H249ZM258 187V186H257ZM166 188H168L169 189V187H166ZM219 188V187H218ZM232 188H233V186L231 187V190H232ZM242 188V189H243ZM199 189V188H198ZM201 189V188H200ZM217 189V188H216ZM226 189V188H225ZM227 189H228V187H227ZM258 189V188H257ZM223 190V189H222ZM230 190V191H231ZM247 190V189H246ZM245 190V191H246ZM255 190H256V187H255ZM200 191H202V190H200ZM248 191V190H247ZM226 192H227V190H226ZM250 192V191H249ZM91 193H92V195L93 194H96V189H94V187L92 186V189H91ZM216 193V192H215ZM222 193V192H221ZM257 193H259V195L260 196H262L263 195V197H264V188H259L258 189V192ZM224 194V193H223ZM222 194V195H223ZM251 194H252V192H251ZM254 194H255V192H254ZM201 195V194H200ZM207 195H208V193H207ZM229 195V194H228ZM232 195V194H231ZM211 196V195H210ZM221 196V195H220ZM249 196V193L247 194V198H249L248 197ZM254 196V195H253ZM22 197V196H21ZM220 198H222V197H220ZM252 198V197H251ZM251 198H249V199H251ZM255 198H256V196H255ZM258 198V197H257ZM262 198V197H261ZM206 199H207V196H206ZM254 199V198H253ZM16 200V199H15ZM199 200V199H198ZM209 200V199H208ZM212 201H213V198L211 199ZM210 200V201H211ZM221 200V199H220ZM219 200V201H220ZM223 200V199H222ZM221 200V201H222ZM245 200V199H244ZM252 200V199H251ZM249 200L250 202H252L253 203V201L254 200ZM226 201V200H225ZM248 201V199L246 200V202ZM263 201V200H262ZM199 202V201H198ZM203 202V201H202ZM223 202V201H222ZM240 202V201H239ZM249 202V203H250ZM261 202V201H260ZM200 203V202H199ZM210 202H206L205 201V203L204 204H202L201 206H204L205 208H207V209H209V212L211 213V215H214V213H215V211H214V209H215V207H214V209H213V205H210V204H212V203H210ZM216 203V202H215ZM214 203V204H215ZM218 203V202H217ZM225 203V202H224ZM238 203V202H237ZM248 203V202H247ZM256 203V202H255ZM262 203H264V202H262ZM227 204V203H226ZM225 204V205H226ZM230 204V203H229ZM218 205V204H217ZM237 205V204H236ZM239 205V204H238ZM248 205H250V204H248ZM200 206V207H201ZM216 206V205H215ZM224 206V205H223ZM222 206V207H223ZM247 206V205H246ZM245 206V207H246ZM220 207V206H219ZM221 207V208H222ZM230 207H231V205H230ZM232 207H234V206H232ZM245 207H243L244 209H245ZM249 207V206H248ZM262 207V206H261ZM22 208V207H21ZM236 208L238 209V207L236 206ZM241 208V207H240ZM247 208V207H246ZM254 208V207H253ZM258 208V207H257ZM256 208V206H255V209H257ZM263 208V207H262ZM261 208V209H262ZM229 209V208H228ZM233 209V208H232ZM261 209H260V207H259V210L261 211ZM206 210V209H205ZM218 210V209H217ZM216 210V211H217ZM231 210V209H230ZM246 210L247 209H245L244 211L246 212ZM249 210H250V208H249ZM222 211V210H221ZM225 211V210H224ZM228 211V210H227ZM234 211V210H233ZM232 211V212H233ZM256 211V210H255ZM236 212V211H235ZM235 212H233V213H235ZM242 212V211H241ZM241 212H239V213H241ZM250 212V211H249ZM62 213V212H61ZM223 213V212H222ZM225 214H226V212H224ZM223 213V214H224ZM255 213V212H254ZM261 213V212H260ZM54 214V213H53ZM257 214V213H256ZM255 214V215H256ZM259 214V213H258ZM20 215V214H19ZM201 215V214H200ZM222 215V214H221ZM232 215V214H231ZM230 215V216H231ZM242 215H243V213H242ZM249 215V214H248ZM253 215V214H252ZM254 215V216H255ZM214 216H216V215H214ZM219 216H220V213H219ZM229 216V215H228ZM227 216V217H228ZM229 216V217H230ZM235 216V215H234ZM233 216V217H234ZM237 216V215H236ZM241 217V216H240ZM243 217V216H242ZM249 217V216H248ZM246 218V217H245ZM5 219V218H4ZM226 219V218H225ZM228 219V218H227ZM238 219V218H237ZM248 219V218H247ZM251 219V218H250ZM126 220V219H125ZM222 220V219H221ZM232 220V219H231ZM229 221L228 223L226 222V228L227 229H231L232 231H234L235 229H233V223H232V221H234V218H233V220L232 221ZM236 220V219H235ZM239 220V219H238ZM252 220V219H251ZM251 220H247L246 221V223L248 224V225H251V223H252V221ZM189 221V220H188ZM211 221V220H210ZM224 221V220H223ZM243 221V220H242ZM257 221V220H256ZM225 222H221V221H218V220H216V226H219V225H221V224H223V223H225ZM234 222H236L237 223V221H234ZM62 223V222H61ZM188 223V222H187ZM213 222L211 221V224H212ZM246 224V225H247ZM215 226V227H216ZM214 227V226H213ZM136 229V228H135ZM189 229V228H188ZM217 229V228H216ZM242 228L240 227V230H241ZM247 229V228H246ZM191 230V229H190ZM206 230V229H205ZM212 230V229H211ZM223 230V229H222ZM256 230V229H255ZM64 231H67V230H64V229H59L58 230V232H60V233H62V232H64ZM208 231H210V230H208ZM243 231V230H242ZM205 232V231H204ZM207 232V231H206ZM205 232V233H206ZM214 232V231H213ZM228 232V231H227ZM235 232H237V231H235ZM241 232V231H240ZM248 232V231H247ZM104 233V232H103ZM126 233H127V231H126ZM131 233V232H130ZM129 233V234H130ZM136 233V232H135ZM134 233V234H135ZM221 233V232H220ZM228 233H230V232H228ZM244 233H246V232H244ZM128 234V233H127ZM132 234V233H131ZM207 234H208V232H207ZM239 234V233H238ZM237 234V235H238ZM136 235V234H135ZM137 235H138V233H137ZM188 235V234H187ZM209 235V234H208ZM214 235V234H213ZM216 235V234H215ZM233 235V234H232ZM235 235V234H234ZM243 235H245V234H243ZM264 235V234H263ZM221 236V235H220ZM261 236V235H260ZM98 237V236H97ZM223 236H221L220 238H222ZM247 238H248V236H247ZM137 239H138V236H137ZM209 239H211V237L209 238ZM244 240H245V238H243ZM242 239V240H243ZM257 239V238H256ZM136 240V239H135ZM221 240V239H220ZM222 240H223V238H222ZM221 240V241H222ZM138 241V240H137ZM223 241H225V240H223ZM233 241V240H232ZM264 241V240H263ZM135 243H136V241H134ZM256 242H258V241H256ZM114 243H116V242H114ZM231 243V242H230ZM234 243V242H233ZM243 243H247L246 241L245 242H243ZM116 244H118V243H116ZM115 244V245H116ZM224 244V243H223ZM226 244V243H225ZM261 244H262V242H261ZM234 245H236V244H233V246ZM239 245H240V243H239ZM256 245V244H255ZM122 246V245H121ZM233 246H231V247H233ZM238 246V245H237ZM247 246V245H246ZM259 246V245H258ZM236 247V246H235ZM123 248V247H122ZM221 248H223V245H222V247ZM238 248V247H237ZM245 248V247H244ZM240 249V248H239ZM264 250V249H263ZM65 251V250H64ZM233 251V250H232ZM250 251V250H249ZM253 251V250H252ZM258 251V250H257ZM235 252H237V251H235ZM259 252V251H258ZM263 252V251H262ZM260 253V252H259ZM254 254V253H253ZM252 254V255H253ZM258 254V253H257ZM1 256H2V253H1V255H0V258H1ZM200 256V255H199ZM6 257V256H5ZM4 257V258H5ZM201 257V256H200ZM254 258V257H253ZM259 258V257H258ZM1 259H3V257L1 258ZM0 259V260H1ZM205 259H207V258H205ZM6 260V259H5ZM120 260V259H119ZM123 260V259H122ZM127 260V259H126ZM128 260H129V258H128ZM128 260H127V262H128ZM255 260V259H254ZM262 260V259H261ZM214 261V260H213ZM218 261V260H217ZM127 262H125V263H127ZM202 262V261H201ZM208 262V261H207ZM261 262V261H260ZM263 262H264V259H263ZM121 263H123L124 264V262H121ZM3 264H7L6 262L5 263H3ZM213 264V263H212Z\"/></svg>", "mask_w": 264, "mask_h": 264}]
</instances>
